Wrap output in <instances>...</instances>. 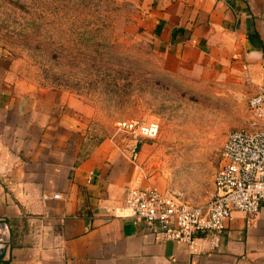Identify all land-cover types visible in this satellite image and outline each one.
Wrapping results in <instances>:
<instances>
[{
	"label": "crops",
	"instance_id": "obj_1",
	"mask_svg": "<svg viewBox=\"0 0 264 264\" xmlns=\"http://www.w3.org/2000/svg\"><path fill=\"white\" fill-rule=\"evenodd\" d=\"M145 1L176 68L234 72L264 86V0ZM81 105L65 89L24 88L0 51V217L12 232L0 264H264V201L255 212L234 210L218 246L199 237L194 250L113 215L144 180L110 140L80 159L73 114Z\"/></svg>",
	"mask_w": 264,
	"mask_h": 264
},
{
	"label": "rangeland",
	"instance_id": "obj_2",
	"mask_svg": "<svg viewBox=\"0 0 264 264\" xmlns=\"http://www.w3.org/2000/svg\"><path fill=\"white\" fill-rule=\"evenodd\" d=\"M144 2L0 0V51L24 88L65 89L80 100L73 116L81 152L110 140L132 156L143 184L206 202L228 133L249 126L257 87L234 72L176 68ZM121 117L156 119L160 133L133 157L135 147L115 126Z\"/></svg>",
	"mask_w": 264,
	"mask_h": 264
},
{
	"label": "built area",
	"instance_id": "obj_3",
	"mask_svg": "<svg viewBox=\"0 0 264 264\" xmlns=\"http://www.w3.org/2000/svg\"><path fill=\"white\" fill-rule=\"evenodd\" d=\"M248 105L249 126L228 133L210 199L196 203L170 189L134 185L128 189L122 208L113 215L131 217L134 224L142 222L145 234L156 240H180L194 250L197 238L208 237L213 247L218 246L234 210L255 212L264 201V86L249 97ZM115 126L132 147L138 141L156 138L161 130L158 120L138 117H121ZM52 196L62 195L54 192ZM49 197L43 194L44 199ZM11 234L9 222L0 217V254L9 247Z\"/></svg>",
	"mask_w": 264,
	"mask_h": 264
},
{
	"label": "trees",
	"instance_id": "obj_4",
	"mask_svg": "<svg viewBox=\"0 0 264 264\" xmlns=\"http://www.w3.org/2000/svg\"><path fill=\"white\" fill-rule=\"evenodd\" d=\"M183 31H185V28H183V27H177V33L178 32H183ZM87 154V153H86ZM86 154L84 153V152H81V154H80V159H83V158H85L86 157ZM79 159V160H80Z\"/></svg>",
	"mask_w": 264,
	"mask_h": 264
},
{
	"label": "water",
	"instance_id": "obj_5",
	"mask_svg": "<svg viewBox=\"0 0 264 264\" xmlns=\"http://www.w3.org/2000/svg\"><path fill=\"white\" fill-rule=\"evenodd\" d=\"M142 144H143L142 141H138V142H137V144H136V146H135V148H134V153H133V155H135V153L138 152V151L141 149Z\"/></svg>",
	"mask_w": 264,
	"mask_h": 264
}]
</instances>
